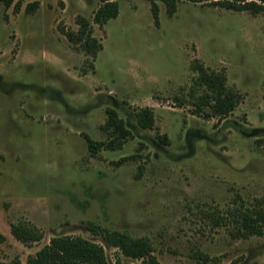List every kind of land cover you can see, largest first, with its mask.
I'll return each instance as SVG.
<instances>
[{
  "label": "rangeland",
  "instance_id": "1",
  "mask_svg": "<svg viewBox=\"0 0 264 264\" xmlns=\"http://www.w3.org/2000/svg\"><path fill=\"white\" fill-rule=\"evenodd\" d=\"M114 1L101 25L103 0L0 1V261L72 236L109 264L139 262L107 229L146 239L161 264H264V235L243 238L237 222L264 208V13L155 0V18L152 0ZM79 17L96 55L70 38ZM195 61L240 95L226 118L198 114ZM108 109L131 132L121 148L106 146ZM86 137L104 148L92 155ZM19 224L42 239H17Z\"/></svg>",
  "mask_w": 264,
  "mask_h": 264
},
{
  "label": "trees",
  "instance_id": "2",
  "mask_svg": "<svg viewBox=\"0 0 264 264\" xmlns=\"http://www.w3.org/2000/svg\"><path fill=\"white\" fill-rule=\"evenodd\" d=\"M5 7H10L14 0H0ZM169 8V12L175 10L174 1L163 0ZM194 3L210 4L221 8L237 11L250 12L252 14L264 13V0H185ZM153 2L154 16L157 18L158 7ZM119 5L114 0H103V5L96 11L93 22L104 24L118 16ZM80 31L77 38L71 36L74 41L82 40L84 48L96 55V39L92 37V26L89 20L79 17ZM197 73V90H202L197 99L198 114L208 117L226 118L235 111L240 103V95L227 86V77L223 72H215L207 69L199 61L192 66ZM108 119L105 129L110 131L112 140L106 145L107 148H121L125 141L131 137V132L126 128L124 121L118 117L113 109L107 110ZM139 124L144 129H152L154 126L153 113L149 109H143L139 113ZM89 152L96 155L104 143L96 142L86 137ZM237 222L240 224L239 234L243 238L264 235V208L254 211L237 213ZM96 227H92V230ZM13 235L24 242H34L42 239L43 234L34 227L16 225L12 229ZM102 233L106 242L121 251L128 257L138 260L134 264H161L153 256V249L146 239H134L128 234L119 231L103 229ZM200 258L207 262L208 257L200 254ZM0 264H21L18 258L8 263L0 261ZM27 264H109L105 250L102 246L87 241L81 237L62 236L51 240L50 244L41 249L34 257H30Z\"/></svg>",
  "mask_w": 264,
  "mask_h": 264
}]
</instances>
